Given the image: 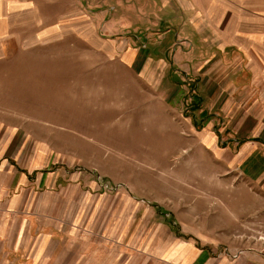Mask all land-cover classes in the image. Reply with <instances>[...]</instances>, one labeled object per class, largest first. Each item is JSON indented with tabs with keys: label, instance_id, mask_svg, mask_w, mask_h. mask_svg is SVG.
<instances>
[{
	"label": "rangeland",
	"instance_id": "rangeland-1",
	"mask_svg": "<svg viewBox=\"0 0 264 264\" xmlns=\"http://www.w3.org/2000/svg\"><path fill=\"white\" fill-rule=\"evenodd\" d=\"M80 19L47 12L0 55V264L39 248L33 264H136L184 244L264 264L240 160L190 124L177 79L108 60Z\"/></svg>",
	"mask_w": 264,
	"mask_h": 264
},
{
	"label": "crops",
	"instance_id": "crops-1",
	"mask_svg": "<svg viewBox=\"0 0 264 264\" xmlns=\"http://www.w3.org/2000/svg\"><path fill=\"white\" fill-rule=\"evenodd\" d=\"M47 12L53 27L64 13L72 31L75 15L81 17L83 40L93 38V47L138 77L167 79L169 87L177 79L190 124L203 126L201 136L214 147L227 143L261 198L251 213L263 218L264 0H0V55L9 44L25 43L17 31ZM156 250L136 264H252L193 244Z\"/></svg>",
	"mask_w": 264,
	"mask_h": 264
},
{
	"label": "built area",
	"instance_id": "built-area-1",
	"mask_svg": "<svg viewBox=\"0 0 264 264\" xmlns=\"http://www.w3.org/2000/svg\"><path fill=\"white\" fill-rule=\"evenodd\" d=\"M225 254H227V255H230V256H233V258H235V259H237L238 257H239V255L238 254H235V255H231V253L229 252H226Z\"/></svg>",
	"mask_w": 264,
	"mask_h": 264
}]
</instances>
